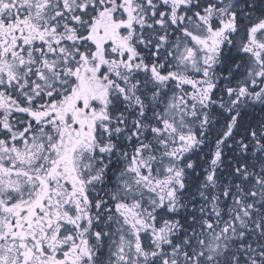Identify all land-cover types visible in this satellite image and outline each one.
<instances>
[{
  "label": "snow or ice",
  "instance_id": "6c2138e0",
  "mask_svg": "<svg viewBox=\"0 0 264 264\" xmlns=\"http://www.w3.org/2000/svg\"><path fill=\"white\" fill-rule=\"evenodd\" d=\"M0 264H264V0H0Z\"/></svg>",
  "mask_w": 264,
  "mask_h": 264
}]
</instances>
